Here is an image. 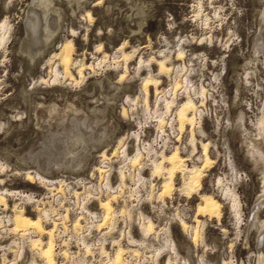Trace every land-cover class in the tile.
<instances>
[{
	"label": "rangeland",
	"instance_id": "obj_1",
	"mask_svg": "<svg viewBox=\"0 0 264 264\" xmlns=\"http://www.w3.org/2000/svg\"><path fill=\"white\" fill-rule=\"evenodd\" d=\"M32 1L0 0V189L10 187L8 179L11 178V173L20 174L23 164L21 153L25 158L30 157L29 151L35 153L43 150V132L38 124H43L52 117L53 113L48 109L52 107L53 101L58 114L71 113L73 117L83 113L90 116L87 104L92 108L108 106L110 110L106 128L102 130L97 127V131H107L105 140H109L107 145L104 140V146L100 145L98 150L104 149L106 156H115L119 147L116 146L117 139L118 145L122 140V124L129 127V123L147 121L151 126L150 137L156 135L154 127L157 117L153 110L162 98L160 99L161 94L156 95L154 86L149 84V111L145 110L143 88L149 75L158 80L159 91L166 97L174 96V85L181 82L176 89L175 98L180 97L179 100L176 98V104L183 100L187 85L194 89L203 86L206 89L204 97L192 91L201 112L197 121H202L201 127L194 126L197 144L192 155L189 144L190 126L186 125L179 132L177 122L172 123L175 118L174 108L168 116L169 119L174 118L164 124L163 133L167 132L173 139L177 138L179 142L175 141L178 145L175 148L179 147L183 158H188L184 162L189 168L202 163L200 141H210L209 155L213 162L204 170L200 192L212 193L221 200L220 219L198 215L199 225L203 222L205 224L197 227L196 241L192 243L190 238L197 224L194 218L200 201L199 195L196 192L181 193L174 189L164 199L157 198L162 188L163 176L152 175L148 163L159 159L161 152L153 154L151 147L148 151L139 145L141 162H147V165L143 168L136 167L143 173L139 169L137 174L133 170L127 175L124 169L126 181L123 190L133 187V184L138 185L135 190H139L145 184L142 196L148 197L150 193L153 203L168 206V210L157 211L158 217L171 218L176 224L174 229L178 236H188L190 245L187 249L192 252L193 247L198 254L193 256V264H259L260 256L264 264V237L257 239L253 231L247 229L253 208L264 199V164L256 161L242 136L229 127L237 111V106L230 101L236 94L232 83L233 63L235 60L240 63L246 61L253 40L264 33L261 28L264 0H132L131 3L128 0H86L84 6L91 18L83 8H77L73 14L70 6L62 2L64 28L51 43H47L44 55L38 54L35 61H31L21 50L27 34L26 13L28 14ZM139 7L146 10L147 14L143 18L142 28L134 31L138 25L135 14ZM3 23H6L4 28L1 26ZM65 38L72 40L74 48L70 65L72 77L63 76L58 57L52 56V51L60 50ZM179 50H182L183 55L178 56ZM122 51L131 54L126 61ZM164 56L169 57L166 64L171 69L168 73H159L157 64L150 60L152 57L161 59ZM82 63L85 66L83 78H80L77 69ZM56 72L57 79L54 80ZM256 78L260 81L259 77ZM99 80L107 81L109 86L112 82L121 87L112 92L109 97L111 102L106 101L98 84ZM261 94L260 87L243 93L242 102H247L246 110L254 120L257 113L255 104L259 102ZM202 99L204 104L200 105ZM67 104L72 109L67 108ZM250 105L254 106L253 111ZM54 118H51L52 124H56ZM59 129L56 130L60 131ZM254 131L258 132L256 129ZM258 144L264 150V140ZM136 145L131 144L134 146L132 155L137 152ZM175 148L163 152L170 153ZM98 154L99 152L89 156L80 168L71 170L76 172L85 167V173H88L93 169V181L103 182L104 178L100 177L97 170L104 168L102 160L105 157ZM123 155V162L129 161L125 157L132 156L126 154V151ZM130 165L125 164V167ZM123 168L124 166L117 168L115 174L119 183L118 170ZM138 174L143 179L137 183ZM219 177L224 181L223 184L230 185L240 203L241 219L238 221L228 199L221 194L217 183ZM18 178L19 186L29 182L24 175ZM108 178L110 181V177ZM109 183L111 182L106 184L112 188ZM181 183L182 175L177 172L174 187L178 188ZM114 195L118 197L119 194ZM260 212L264 213V205L260 207ZM27 215L35 217L34 213ZM180 219L187 222L186 230L180 227ZM42 239L43 242L47 241V238Z\"/></svg>",
	"mask_w": 264,
	"mask_h": 264
},
{
	"label": "bare ground",
	"instance_id": "obj_2",
	"mask_svg": "<svg viewBox=\"0 0 264 264\" xmlns=\"http://www.w3.org/2000/svg\"><path fill=\"white\" fill-rule=\"evenodd\" d=\"M128 1H130V3L132 2V0H128ZM62 2L70 6V11L73 14L76 13L77 8H83L85 10V14L91 18L89 11L84 6L86 0H33L28 10V14L26 13L27 20L25 22V28L27 34L23 41V47L21 48L22 52L26 56H28V58L31 61H35L36 56L38 54L44 55V50L47 48L46 46L48 45L47 43H51L52 40L55 39L56 35H58L59 32L64 28L65 15L63 8L61 7ZM146 14L147 11L139 7V9L135 14L136 17L138 18L137 20L138 25L136 26L134 31L142 28L144 24L143 18L145 17ZM262 15H261L262 16L261 28L264 29V12H262ZM5 25L3 23L1 25L2 28H4ZM6 30H7V26H6ZM253 41L254 42H252L253 45L251 46V52L248 55L246 61L240 63L237 60H235L233 63L232 83L234 85L236 94L233 96V98H231L230 101L231 103H234L237 106V111L234 119L229 123V127L231 131L234 130L239 135L242 136L243 141L246 143V146L248 147V151L253 155V157H255L256 161L264 164V150L258 144L260 141L264 140V76H262V74H264V33L260 34L259 37L254 39ZM73 49L74 48H73L72 40L65 38L60 47V50L58 52L52 51V56L58 57L59 59L58 61H60L61 63L60 65H62L61 69L64 77L66 76L72 77L70 65L72 63ZM130 55H131L130 53L122 51V56L125 61L127 60V58L130 57ZM180 55H183L182 50H179L178 52V56ZM167 60H169V57L164 56L161 59H154V57H152L150 61H154L157 64L159 73H168L171 67L166 64ZM84 66L85 64L82 63L80 67L77 69V73L80 76V78L81 77L83 78ZM91 66L92 65H89V67ZM256 77H259L260 81H258ZM56 79H57V72L54 76V80ZM180 83L181 82H176V84L174 85L175 90L174 89L172 90L174 96L166 97L162 91H159L158 80L155 79L152 75H149L144 82L143 102H144L145 110L149 111L148 85L152 84L154 86L156 95L161 94L160 99L162 98L161 100L158 98L161 102L158 101L155 109L153 110V114L156 115L157 117L156 125L158 129L163 132L164 124L166 122H169L168 116L172 114V109L174 108L175 109L174 120L177 122L179 132H182L186 128V125L190 126L189 144L192 148L190 155H192V153L196 150V144H197L194 126L197 125V127L199 128L201 127V123H202V121H197L198 116L201 117V112L198 109L199 105L196 103V101L193 98L192 91L194 94H200L201 96L204 97L206 89L203 86L200 89L199 88L194 89L192 88V86L187 85L186 88L184 89L185 96L183 100L176 104L175 103L176 89ZM98 84L100 85L101 90L105 95V99L107 102L109 101L111 102V99L109 97L112 94V92L114 90L121 88L117 84H112V82H110V86H109L107 84V81L105 80H99ZM255 87H260L262 89V94L260 96L259 102L255 104V108L257 110V113L255 115L256 120H254V118L248 114L249 111L246 110L247 102H245V104H243L242 102L243 93H245V91L249 89L254 90ZM26 92L27 91H25V93ZM200 102H201L200 105L204 104L203 99ZM69 105L70 104H67L68 107L67 106L66 107L67 108L70 107V109H72L71 105L70 106ZM253 107L250 105L252 111H253ZM86 108L90 116L83 113L82 115L75 114V116L73 117V115H70L71 113L69 114L66 112L65 115L64 114L60 115L58 114L59 111L57 112L58 109L53 101L52 107L49 108L48 110H50L49 111L50 113H53L52 117L51 116L50 117L51 118L55 117L54 120L56 119L55 121L56 124L51 123L50 117L49 120L44 122L43 124L41 123L38 124V127L43 132V141H42L43 150L35 153L29 151V155H30L29 160L32 163V166L34 167L35 171H37L36 175L38 176V178L41 179V182H43L42 180L46 178L44 176L45 174L52 173L53 171H55V169L71 170L73 168L75 169L80 168L81 165H83L84 162L88 160L89 156H93L95 153L99 152L98 154L99 156H103L107 158L105 154V150L101 149L99 151L98 149L101 147L100 145L104 143L103 141L107 137L108 133L107 131L105 132L97 131V127H101L102 130H105L107 125L106 119L110 108L108 106L100 107V108H96V107L92 108L88 104L86 105ZM45 109H47V107ZM97 114L99 116H97ZM166 116L167 119L165 118ZM46 119H48V117H46ZM21 123L23 122L21 121ZM172 123L170 122V125H172ZM57 128H60L59 129L60 131L56 130ZM255 129L258 131L257 133H255L254 131ZM107 142L106 145L108 144ZM209 144L210 141L208 142L200 141L201 159H202L201 165L194 164L190 168L187 167L184 161L188 160V158L187 157H185L186 159L183 158V156L179 152V147L176 148L174 147L175 149L170 151V153L161 152L159 159H154L151 161V163H148L151 168L152 175L161 174L163 176L162 188L161 191L157 194V198L164 199L165 195L171 193L174 189L179 190L181 193L182 192L187 194L194 192L198 193L200 201L196 206V215L194 221L197 224L194 226V231L191 238L192 242L196 241V233H197L196 231L198 230L197 227L201 225H202L201 227H203L205 224V222H203L200 223L201 225H199L200 220L197 218V216L208 215L209 218L216 217L217 220H219L222 211L221 200L217 199L212 193L206 194L204 192L202 193L200 192L202 186L201 181L204 175V170L206 167L207 168L210 167L209 164L213 162L212 158L209 155ZM117 145H118V139H117ZM150 147L152 151L153 148L150 145L148 147H143V148L145 150L150 151ZM125 151H127V148L122 152L121 155L122 162L124 161L123 154H125ZM136 151L137 152L134 153L132 156H127L125 158L129 159L130 161L129 163L132 166L136 164L140 168H143L144 165H147V162L146 163L141 162L142 153L139 143L136 145ZM149 154L150 152L147 153L148 157ZM20 156H21V162L23 163V165H25L27 163L26 159L24 158L22 153L20 154ZM177 172H180L182 175V183L178 188H175L174 178ZM139 174L137 175L138 176L137 181L135 180L137 183L143 179L142 175ZM26 177L31 181V179L34 177V174L32 175L31 173H27ZM118 177L120 178V183H118L119 184L118 194H119L120 191L123 190L126 181V174L124 168L118 170ZM131 178L134 179V176L132 177L131 175ZM107 182H111L109 181V178L108 181H106V183ZM217 183L218 186H220L221 188L222 191L221 194H224L225 197L228 199L229 204H231L232 212L237 217V221H238L239 218L241 217V210H240V203L236 197V194L232 191L231 187H229L230 185L228 186L227 183L226 185L223 184L224 181H222L220 177L217 179ZM109 184L111 186V183ZM115 198H117V195L114 194L112 195V193L109 192L107 195L106 202H104L103 204L109 208L110 207L109 201ZM0 202L6 204L5 195L0 194ZM262 205H264L263 198L253 208L251 219L249 221L247 228L248 231H253L254 236L256 235L257 239L264 237V213L261 214L262 212H260V207ZM34 216L35 217L33 216L29 217L23 209L21 208L16 209L15 207L14 215L12 218L11 229L14 231L24 232L26 231V228H33L40 235L35 236L34 239L30 238V244L32 245V247L38 249L39 255L44 259L46 264H62V262L56 260L54 257L51 229L43 225L40 214ZM180 224L183 229H185L188 226L187 222L184 221L183 219H180ZM152 226L153 223H151L150 221H148V223L146 224L143 223L142 226H140L144 236H146L149 233L150 234L152 233L153 230ZM191 227H193V225H191ZM43 234H47V236L44 237L47 238L46 242H43L42 239ZM169 242H170L169 248L171 247V249L174 252H176L175 248L177 243L176 242L174 243L173 240L170 241V239ZM190 252L191 250L187 249V254L189 256H190ZM119 258H120V253L116 255V261H118ZM262 263H263L262 257L260 256L259 264Z\"/></svg>",
	"mask_w": 264,
	"mask_h": 264
},
{
	"label": "built area",
	"instance_id": "obj_3",
	"mask_svg": "<svg viewBox=\"0 0 264 264\" xmlns=\"http://www.w3.org/2000/svg\"><path fill=\"white\" fill-rule=\"evenodd\" d=\"M129 124V127L122 124V140L116 145L119 146L116 155L102 160L105 166L98 171L103 182H94L93 169L85 173V167L81 172L55 169L45 174L41 182L29 157L25 156L27 163L20 167V174L11 173L10 187L0 189V194L6 198V204L0 202V264H46L29 241L30 237L40 234L33 228L24 232L11 229L15 207L27 214L41 215L43 225L51 229L54 257L62 264H193V256L198 255L196 249L192 247L190 256L187 254L188 236H178L171 218L158 217L157 211L168 210V206L153 203L150 193L148 197L142 196L145 184L135 190L138 185L128 179L133 187L120 191L117 198L110 200L109 208L103 204L109 192H119L117 168L124 166L127 175L133 170L138 172L136 165L125 167L128 160L122 163L123 150L127 148L126 154L132 155V147L139 142L141 148L152 146V153L156 154L179 142L167 132L156 129V125V135L150 137L151 126L147 121ZM27 173L34 177L27 185L19 186L18 177H25ZM108 176L111 190L105 184ZM148 221L153 223V230L144 236L140 226ZM169 239L177 243L176 252L169 248ZM118 253L120 258L116 261Z\"/></svg>",
	"mask_w": 264,
	"mask_h": 264
}]
</instances>
